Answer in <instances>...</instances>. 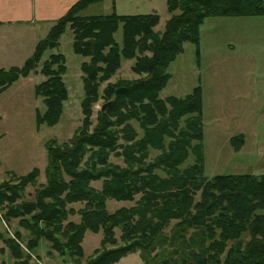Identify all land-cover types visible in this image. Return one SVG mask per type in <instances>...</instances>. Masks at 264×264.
<instances>
[{"label": "trees", "instance_id": "16d2710c", "mask_svg": "<svg viewBox=\"0 0 264 264\" xmlns=\"http://www.w3.org/2000/svg\"><path fill=\"white\" fill-rule=\"evenodd\" d=\"M104 1L78 0L53 23L21 67L0 69V94L32 73L44 77L35 86V96L44 105L43 112L35 113L39 129L58 124L69 98L63 81L65 57L51 54L42 62L45 52L58 48L69 30L73 53L86 59L80 65L81 125L66 143L45 144V183L28 201L24 191L38 178L37 169L22 177L7 171V181L0 183V220L7 229L17 220L28 235L25 240L18 230L12 235L0 232L9 255L16 264H30L41 241H46L59 256L81 264L85 233L101 231L100 248L83 264H116L137 251L144 264H264V174L207 179L200 87L183 98H160L169 81L167 68L184 44L198 50L206 19L264 16V0H166L169 18L162 32L155 30L158 14L119 15L114 3L108 15H82ZM118 32L120 40L115 37ZM122 60L133 61L131 71L140 78L107 83L102 97L112 104L98 113L91 129L90 111L99 89ZM230 142L238 151L244 136ZM149 149L160 154L148 163ZM111 154L122 158L123 167L109 161ZM94 182H101V188H94ZM107 200L135 205L109 213ZM73 204L82 207L75 210ZM75 215L78 222L69 219ZM171 222L175 223L165 235ZM167 246L175 253H156Z\"/></svg>", "mask_w": 264, "mask_h": 264}, {"label": "rangeland", "instance_id": "374dc122", "mask_svg": "<svg viewBox=\"0 0 264 264\" xmlns=\"http://www.w3.org/2000/svg\"><path fill=\"white\" fill-rule=\"evenodd\" d=\"M165 1L149 0L143 5L142 0H119L116 12L121 15L156 13L160 17V22L155 30L162 32L169 18ZM148 5L154 11L147 7ZM112 7L113 0H105L90 7L82 15H108L112 12ZM19 31L20 37L16 38L21 41V45L16 47V44H12L5 47L6 53L0 58L3 66L11 64L21 67L25 58L31 54L35 40L40 38L37 33L32 39L22 27ZM120 36V32L115 35L117 40H120ZM72 42V33L66 30L59 40L58 48L46 51L42 58L43 62L51 54L59 53L66 60L67 71L63 81L69 98L64 103L63 114L57 125L53 127L43 125L39 129L36 127L35 113L37 110L43 112L44 105L42 100L35 96V86L44 80L43 76L32 73L27 78H20L0 94V183L7 181V171L22 177L37 169L38 178L35 179V183L25 188V201L30 200L39 186L45 183L47 141L57 140L58 143H66L81 125L83 114L80 103L83 90L80 65L86 59L73 53ZM132 64L133 61L122 60L115 74L100 87L98 100L90 111L91 129L97 123L101 106L106 103V99L102 97V90L107 83L133 82L140 78L131 71ZM166 72L169 81L160 92L161 99L170 96L183 98L196 87L201 89L204 176L210 179L216 175H263L264 16L206 19L200 27L198 50L191 43L184 44L182 53L169 65ZM131 124L141 136L142 131L137 123L131 121ZM239 134L244 136V142L238 151H234L230 139ZM148 153L149 163L160 154V151L149 149ZM191 158L190 156L187 164L191 163ZM109 161L123 167L122 158H117L114 154H111ZM92 186L100 189L101 182H94ZM138 198L139 196L135 201ZM195 199L199 200V194ZM135 201L107 200L105 209L112 213L122 207L134 206ZM70 207L78 210L82 205L73 204ZM69 219L78 222L79 216L75 215ZM174 223L171 222L165 230V235L170 233ZM9 228L7 229L0 220V232L7 230L12 235L18 230L27 240V232L18 228L17 220H12ZM115 236L119 240V229L115 230ZM101 240V231L85 233L82 241L84 258L81 264L95 249L100 248ZM110 248L113 246L107 249ZM173 249L167 246L156 253L164 251L166 255H172ZM0 264H16L1 240ZM30 264H74V261L59 256L48 242L41 241L31 257ZM116 264H144V261L140 251H137L123 257Z\"/></svg>", "mask_w": 264, "mask_h": 264}, {"label": "crops", "instance_id": "0c3cea01", "mask_svg": "<svg viewBox=\"0 0 264 264\" xmlns=\"http://www.w3.org/2000/svg\"><path fill=\"white\" fill-rule=\"evenodd\" d=\"M77 1L78 0H0V58L6 53V46L16 44L15 46L18 47L21 45V41L16 38L20 37V27L24 28L32 39L37 33L40 35V38L35 40L36 42L31 50L32 54L36 43L46 36L53 23L63 17L68 9ZM142 1L144 5L149 0ZM113 3L116 12L119 0H113ZM126 5L129 7V4L126 3ZM147 7L152 9L149 5ZM152 10L154 11V9ZM31 54L28 57H30ZM27 58H25V60ZM3 65V62L0 61V69L17 67L11 64L7 66Z\"/></svg>", "mask_w": 264, "mask_h": 264}, {"label": "water", "instance_id": "95a60500", "mask_svg": "<svg viewBox=\"0 0 264 264\" xmlns=\"http://www.w3.org/2000/svg\"><path fill=\"white\" fill-rule=\"evenodd\" d=\"M112 104V101L104 104L102 107H101V111L104 112L110 105Z\"/></svg>", "mask_w": 264, "mask_h": 264}]
</instances>
